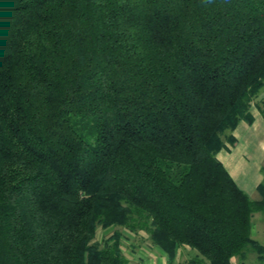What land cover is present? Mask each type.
I'll return each instance as SVG.
<instances>
[{
    "label": "trees",
    "instance_id": "trees-1",
    "mask_svg": "<svg viewBox=\"0 0 264 264\" xmlns=\"http://www.w3.org/2000/svg\"><path fill=\"white\" fill-rule=\"evenodd\" d=\"M263 88L264 0H0V264H264L216 157Z\"/></svg>",
    "mask_w": 264,
    "mask_h": 264
},
{
    "label": "crops",
    "instance_id": "crops-1",
    "mask_svg": "<svg viewBox=\"0 0 264 264\" xmlns=\"http://www.w3.org/2000/svg\"><path fill=\"white\" fill-rule=\"evenodd\" d=\"M262 111L263 109H259L256 103L253 104L250 109L252 122L241 121L232 133L234 144H226L216 156L238 188L251 198H256V187L263 180L264 111ZM184 248L188 249L182 247L179 251ZM163 257L166 258L164 253Z\"/></svg>",
    "mask_w": 264,
    "mask_h": 264
},
{
    "label": "rangeland",
    "instance_id": "rangeland-1",
    "mask_svg": "<svg viewBox=\"0 0 264 264\" xmlns=\"http://www.w3.org/2000/svg\"><path fill=\"white\" fill-rule=\"evenodd\" d=\"M255 100L256 105L258 104L259 107L264 111V88L259 92L257 99ZM116 229L119 230V228H110L107 230L99 228L97 231V241L99 243H102ZM120 232L122 234L120 242L121 251L125 258L128 260V264L165 263L166 258L163 257L162 251H160L155 246H152L146 232L138 231L137 233H131L125 229H120ZM251 236L253 239L259 241L264 245V219L259 213L253 216ZM193 256V251L184 248L179 251L173 264H190L189 262L193 258ZM232 264H239V261L234 258L232 259ZM244 264L259 263H257V261L255 260V255L249 254Z\"/></svg>",
    "mask_w": 264,
    "mask_h": 264
}]
</instances>
